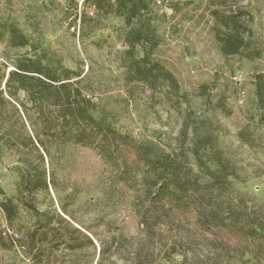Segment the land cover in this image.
Listing matches in <instances>:
<instances>
[{
	"label": "rangeland",
	"instance_id": "obj_1",
	"mask_svg": "<svg viewBox=\"0 0 264 264\" xmlns=\"http://www.w3.org/2000/svg\"><path fill=\"white\" fill-rule=\"evenodd\" d=\"M211 1L218 0H178L169 18L150 3L159 41L150 61L174 74L180 85L176 93L165 81L150 86L135 79L133 60L142 59L147 49L137 46L128 53V28L109 6L100 10L93 0H0V21L16 25L33 47L15 50L0 41V94L7 99L9 73L26 54L52 68L80 72L74 81L96 105L97 119L137 144L153 145L161 155L186 156L195 175L201 172L192 149L208 138L202 158L212 167L219 161L230 166L229 183L223 182L218 194L264 225V110L254 83L257 74L264 75V0H228L225 10L244 12L251 32L245 35L247 46L233 56L223 53L217 39ZM52 154L58 189L29 195L20 188L23 162L0 143V185L18 205L17 218L12 224L3 219L1 229L20 240L39 220L58 224L61 215L70 231L80 230L95 243L78 252L61 250L41 264H135L145 253L154 255L153 264H257L251 255L240 258L228 250L174 246L168 229L147 238L130 201L107 188L112 170L72 150ZM43 166L48 170L47 159ZM70 238L82 240L76 233ZM33 254L18 243L0 264H37Z\"/></svg>",
	"mask_w": 264,
	"mask_h": 264
},
{
	"label": "trees",
	"instance_id": "obj_2",
	"mask_svg": "<svg viewBox=\"0 0 264 264\" xmlns=\"http://www.w3.org/2000/svg\"><path fill=\"white\" fill-rule=\"evenodd\" d=\"M93 1L100 10L104 5L109 6L124 21L128 28L129 54L137 46L147 49L142 59L133 60L135 79L150 86L165 81L179 93L180 85L174 74L150 61L159 47L149 19L153 0ZM209 7L218 26L217 39L223 53L240 54L247 46L245 35L251 34L244 22L246 14L239 10L226 11L228 0L211 1ZM5 40L11 49H33L16 25L0 21V41ZM80 76V72L63 66L52 68L39 56L26 54L15 61V69L6 83L9 100L0 94V143L11 148L24 164L21 190L29 195L47 191L49 186L57 190L52 151L83 153L94 157L104 170L113 171L107 188L114 197L130 201L147 238L154 240L168 229L174 246L185 243L195 249L228 250L240 258L251 255L257 264H264V225L251 220L218 194L222 183H229L230 166L219 161L212 167L202 158V150L210 145L208 138L200 139L192 149L196 167L202 173L195 175L186 156L161 155L153 145L137 144L97 119L93 114L96 105L74 81ZM254 83L259 106L264 110V75L257 74ZM202 89L207 91L205 87ZM242 137L249 138V134L243 131ZM46 159L48 170L43 166ZM0 197V259L18 243L34 253L37 264L61 250L78 252L95 247L94 241L80 230L70 231L61 215H57L58 224L39 220L32 230L20 234L21 239L16 240L1 227L3 219L8 224L14 222L18 205L1 185ZM27 205L35 209L32 202ZM72 233L82 240H71ZM153 263L152 253L141 254L135 262Z\"/></svg>",
	"mask_w": 264,
	"mask_h": 264
},
{
	"label": "built area",
	"instance_id": "obj_3",
	"mask_svg": "<svg viewBox=\"0 0 264 264\" xmlns=\"http://www.w3.org/2000/svg\"><path fill=\"white\" fill-rule=\"evenodd\" d=\"M178 0H153V5L158 8L163 15L168 16V18L173 14L172 6L176 4ZM94 10L91 11V14Z\"/></svg>",
	"mask_w": 264,
	"mask_h": 264
}]
</instances>
